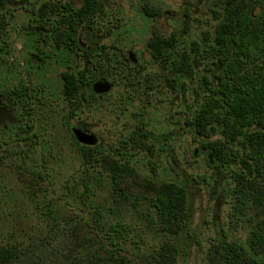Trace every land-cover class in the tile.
<instances>
[{
    "label": "trees",
    "instance_id": "1",
    "mask_svg": "<svg viewBox=\"0 0 264 264\" xmlns=\"http://www.w3.org/2000/svg\"><path fill=\"white\" fill-rule=\"evenodd\" d=\"M8 1L0 0V16L6 11ZM44 8L38 13V23L44 33L38 35L43 43L49 41L58 51L61 49L67 56L62 57L66 64L75 56L73 61L79 62L80 56L83 63L75 71L67 67L61 75L59 96L65 107L63 125L79 146L71 120L85 108H94L104 96L93 91L94 83L116 78L133 91L147 95L165 89L177 90L188 79H197L199 89L193 91L194 101L190 106L183 90V102L191 114L185 126L201 142V152L206 154L216 182L222 180L221 190L228 206V230L241 229L246 235L245 239H230L221 227L215 243H211V262L264 264V68L257 59L256 74L234 73L237 66L232 39L234 14H230L225 32L217 30L213 39L211 35L202 36L182 52L179 37L156 33L148 48L151 60L160 66L163 75L159 79L145 78L142 82L141 71L121 67L117 63L122 58L118 53L110 55V50L93 42V32L103 14L99 2L85 0L79 8L69 3L61 7L63 11ZM50 14L56 19L51 20ZM257 19L264 16L258 15ZM37 51L33 55L37 63L51 58L50 53ZM125 59L131 61L128 57ZM203 61H208L211 68L200 76ZM52 95L47 87L29 86L23 81L0 93V112L4 108L17 112L13 122L0 121V150L3 151L0 163L10 165L19 175L32 208L26 217L27 227H22L21 220L16 219L12 231L0 234V264H178L183 245L190 244L195 237L188 186L140 178L134 165L137 153L155 157L158 152L154 141L149 144L155 137L143 127L131 131L125 140L117 142L119 145H82L80 157L86 172L98 166L105 171L116 204L129 200L132 196L128 192L137 186L138 195L132 205H148L146 222L163 239L159 248L138 255L137 262L127 257L129 245L142 252L139 245L143 239L135 233V225L119 219L110 221L108 216L113 209L94 200L96 187L91 173L78 183L61 184L60 190L54 192L59 198L56 202L53 196H39L45 191H41L44 182L51 180V165L57 158L54 125L44 122L47 114L56 112ZM6 192L0 195V224L9 213ZM60 198L73 201L78 211L63 208L62 212Z\"/></svg>",
    "mask_w": 264,
    "mask_h": 264
},
{
    "label": "rangeland",
    "instance_id": "2",
    "mask_svg": "<svg viewBox=\"0 0 264 264\" xmlns=\"http://www.w3.org/2000/svg\"><path fill=\"white\" fill-rule=\"evenodd\" d=\"M81 0H9L6 11L0 16V93L13 88L20 81L29 86L42 85L47 87L54 99L55 113L47 114L44 122L54 125V136L57 138V148L54 149L57 156L55 163L51 165V180L43 184L45 190L39 196H53L56 202L63 183H78L89 176L93 178L96 189L94 200L113 209L108 216L110 221L122 220L128 225H135V233L141 235V253L138 249L128 246L126 255L133 262L139 260L138 255L145 251H152L160 247L163 239L157 234L153 226L146 222L149 219L148 205L139 203L137 207L132 205L133 199L138 195L136 189L128 195L132 196L122 204H116V198L110 194L107 182V174L100 167L87 171L83 167L80 157L81 146L74 143L69 132L63 125V111L59 96L62 89L61 75L71 67L69 71L82 68L81 57L79 62L69 58V62L63 61L67 57L60 49L51 42L43 43L44 35L38 23L39 10H61V7L69 4L78 7ZM103 5L99 26L93 32V42H98L99 47L110 50V55L118 53L121 67H128L142 72V82L145 78L159 79L163 75L162 69L150 58L148 48L149 41L156 33L164 37L177 36L182 50L189 48L194 41H200L207 31V24L215 26L214 13L217 10L212 2L202 0H100ZM264 3V0H263ZM154 9L160 13H172L169 18L161 17L159 20H151L145 14L143 6ZM59 7V8H58ZM44 8V9H45ZM57 11V10H56ZM55 11V12H56ZM60 15V14H59ZM51 20L56 17L50 14ZM187 25V30L185 27ZM43 50L50 53V59L45 62H36L33 55ZM111 50H113L111 52ZM133 58L136 62L124 60L125 57ZM99 59L101 57H98ZM98 59V60H99ZM97 61V60H96ZM121 63V64H120ZM199 68L202 76L205 69L211 68L208 61H203ZM211 65V62H210ZM98 66V65H97ZM99 67V66H98ZM167 71H165L166 73ZM187 80L177 90L163 92H149L144 95L140 91H133L120 80H109L112 90L98 99L94 108H85L71 120L73 128H80L94 135L97 144L119 145V140H125L127 135L136 128L143 127L155 138L157 154L155 157L137 153L135 167L139 171L141 179H157L184 183L189 190V208L193 218V231L195 237L190 244L183 245L178 264H212V244L219 236L221 227L230 239H245L244 231L228 230L227 212L228 206L224 203L221 181L216 182L214 170L207 164V156L201 152V142L194 137L186 121L191 114L186 110L183 102V90L185 89L187 106L193 104V91L199 89L197 79ZM155 93V94H154ZM17 112L10 108H4L0 112L1 122H13ZM3 151L0 150V157ZM202 177L208 178L204 181ZM220 183V185H219ZM54 187V188H53ZM7 191L6 215L0 224V234L6 235L14 228L15 220L20 219L22 227L29 224L26 217L30 214L31 202L25 192V186L20 181L19 175L10 165L0 163V195ZM46 192V193H45ZM61 199V198H60ZM141 201V200H140ZM142 202V201H141ZM134 203V202H133ZM61 211L69 208L76 212L77 208L73 201L60 200ZM74 206V207H71ZM78 211V210H77ZM212 243V244H211ZM215 243V242H214Z\"/></svg>",
    "mask_w": 264,
    "mask_h": 264
},
{
    "label": "flooded vegetation",
    "instance_id": "3",
    "mask_svg": "<svg viewBox=\"0 0 264 264\" xmlns=\"http://www.w3.org/2000/svg\"><path fill=\"white\" fill-rule=\"evenodd\" d=\"M96 2L102 5L100 0H96ZM202 2H212L218 10L214 13L213 18L216 25L207 24V31L203 37L211 35L212 38L217 30L218 33L225 32L230 23V14H234L232 39L233 54L237 61L234 73L236 75H244L247 72L256 74L257 59L261 62V68H264V19H257L258 15L264 16L263 0H202ZM84 3L85 0H81L77 8ZM143 10L149 19L155 21L161 17L169 18L172 15V13L167 12L162 14L154 9H149L146 5L143 6ZM257 40L260 43L257 44ZM128 59L136 62L132 56Z\"/></svg>",
    "mask_w": 264,
    "mask_h": 264
},
{
    "label": "water",
    "instance_id": "4",
    "mask_svg": "<svg viewBox=\"0 0 264 264\" xmlns=\"http://www.w3.org/2000/svg\"><path fill=\"white\" fill-rule=\"evenodd\" d=\"M133 58V54H130ZM112 90V83L109 81H98L93 85V91L96 94L103 95L109 93ZM72 132L77 141L84 145L93 146L97 144V139L94 135L83 131L80 128H72Z\"/></svg>",
    "mask_w": 264,
    "mask_h": 264
}]
</instances>
